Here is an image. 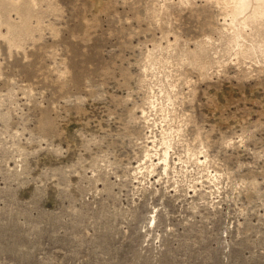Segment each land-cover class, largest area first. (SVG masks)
<instances>
[{"label": "rangeland", "instance_id": "rangeland-1", "mask_svg": "<svg viewBox=\"0 0 264 264\" xmlns=\"http://www.w3.org/2000/svg\"><path fill=\"white\" fill-rule=\"evenodd\" d=\"M237 2L0 0V264H264V0Z\"/></svg>", "mask_w": 264, "mask_h": 264}, {"label": "bare ground", "instance_id": "bare-ground-1", "mask_svg": "<svg viewBox=\"0 0 264 264\" xmlns=\"http://www.w3.org/2000/svg\"><path fill=\"white\" fill-rule=\"evenodd\" d=\"M246 0H238L236 9H240L245 6ZM240 11V10H239Z\"/></svg>", "mask_w": 264, "mask_h": 264}]
</instances>
